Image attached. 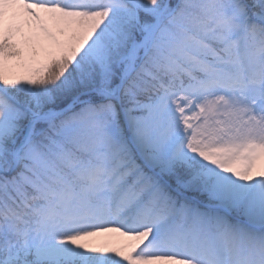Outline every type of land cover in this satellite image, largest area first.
I'll return each instance as SVG.
<instances>
[{
	"label": "snow or ice",
	"instance_id": "1",
	"mask_svg": "<svg viewBox=\"0 0 264 264\" xmlns=\"http://www.w3.org/2000/svg\"><path fill=\"white\" fill-rule=\"evenodd\" d=\"M0 264H264V0H0Z\"/></svg>",
	"mask_w": 264,
	"mask_h": 264
}]
</instances>
